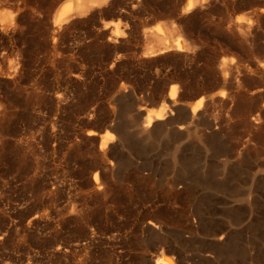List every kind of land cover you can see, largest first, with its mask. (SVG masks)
<instances>
[{
    "label": "rangeland",
    "instance_id": "obj_1",
    "mask_svg": "<svg viewBox=\"0 0 264 264\" xmlns=\"http://www.w3.org/2000/svg\"><path fill=\"white\" fill-rule=\"evenodd\" d=\"M68 1L0 0V264H152L163 249L180 264L148 219L184 241L182 264H204V228L217 226L231 197L195 182L171 188L165 169L176 150L195 161L196 179L213 163L214 182H234L239 110L246 133L256 126L249 110L264 102V0H206L189 11L188 0H107L55 26ZM156 24L180 30L191 48L144 56ZM173 84L186 109L204 97L191 125L212 147L176 135L181 122L151 143L121 114L145 115ZM115 125L137 148L116 137L129 160L120 172L99 148ZM256 171L245 166L243 178Z\"/></svg>",
    "mask_w": 264,
    "mask_h": 264
},
{
    "label": "bare ground",
    "instance_id": "obj_2",
    "mask_svg": "<svg viewBox=\"0 0 264 264\" xmlns=\"http://www.w3.org/2000/svg\"><path fill=\"white\" fill-rule=\"evenodd\" d=\"M204 1L206 0H188L184 11H189ZM103 3L104 0H69L57 10L53 24L57 26L74 17L86 15ZM146 37L148 42L143 50L144 56H153L169 50H189L192 46L180 30H167L160 24H156ZM177 93L178 85L173 84L168 94L161 97L157 108H138L139 111L144 109L145 115L129 113L126 107L122 109L121 114L126 115L132 124L140 125L139 133L151 143L161 135L169 136L171 131L169 126L181 122L176 135L192 134L206 147H212L211 138H203L191 125L195 118L202 114L200 110L204 97L197 96L195 102L186 109L178 103ZM239 114L234 144L236 172L232 184L214 182L211 179L210 174L217 168L213 163L205 165L208 174L204 179H196L193 168L195 161L192 158L180 157L176 150L171 152V162L165 169L173 173L168 183L171 188L182 184L184 188L189 189L195 182L203 187L226 191L231 197L224 201V204L229 206L222 208L217 226L204 228L203 233L208 240V245L203 248L204 264H264V193L261 195L254 193L256 186L264 187V102L261 106H254L249 110V116L255 121L258 131H255L256 126L250 125L248 131L243 133L241 126L245 117L242 109L239 110ZM139 117L141 123H138ZM114 127L117 135L107 131L100 134L99 148L112 156L110 170L120 172L122 167L129 164V160L119 154L120 146L115 142L116 137L118 136L121 145L124 144L131 150L137 148L131 141L130 133L123 131L119 125ZM96 133L94 130L87 132L90 136ZM216 153L218 151L215 150ZM245 166L248 172H251L253 167L257 168V171L247 176V179L243 178ZM137 169L144 170L145 167L140 165ZM147 170L151 171L150 168ZM91 183L97 188L101 187L100 171L93 172ZM145 227L151 231L158 243L168 242L166 250L177 255L179 263L182 264L180 245L185 244L184 241L175 238L170 240L169 234H164L166 225L159 219H148ZM173 258L174 256L172 258L166 256L163 249L156 258H147L146 263L175 264Z\"/></svg>",
    "mask_w": 264,
    "mask_h": 264
},
{
    "label": "snow or ice",
    "instance_id": "obj_3",
    "mask_svg": "<svg viewBox=\"0 0 264 264\" xmlns=\"http://www.w3.org/2000/svg\"><path fill=\"white\" fill-rule=\"evenodd\" d=\"M104 2H107V0H104Z\"/></svg>",
    "mask_w": 264,
    "mask_h": 264
},
{
    "label": "water",
    "instance_id": "obj_4",
    "mask_svg": "<svg viewBox=\"0 0 264 264\" xmlns=\"http://www.w3.org/2000/svg\"><path fill=\"white\" fill-rule=\"evenodd\" d=\"M193 44V43H192Z\"/></svg>",
    "mask_w": 264,
    "mask_h": 264
}]
</instances>
